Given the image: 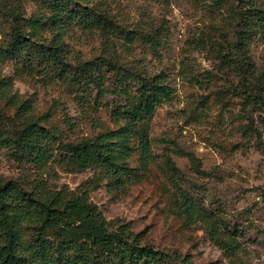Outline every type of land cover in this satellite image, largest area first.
<instances>
[{
	"label": "rangeland",
	"instance_id": "1",
	"mask_svg": "<svg viewBox=\"0 0 264 264\" xmlns=\"http://www.w3.org/2000/svg\"><path fill=\"white\" fill-rule=\"evenodd\" d=\"M253 1L264 7V0ZM247 3L67 2L73 19L61 36L63 61L79 73V64L95 60L102 74L61 81L42 69L19 72L9 57L0 61V79L11 81L0 99V120L36 121L52 147L37 166L0 145V184L15 182L18 200L27 197L19 191L37 201L58 191L85 192L107 221L129 224L141 244L168 256L167 264H264V107L244 94L243 55L233 46L246 30L236 12ZM31 16L47 17L40 0H0V47L13 38L15 19ZM41 38L53 45L56 37L45 31ZM243 51L245 85L258 93L264 34L252 35ZM143 79L171 92L148 120L145 147L140 126L114 111L126 102L123 89L136 96ZM103 134L114 164L130 171L119 186L100 168L78 170L64 157L66 144L96 148ZM8 201L14 208L37 204ZM22 224L28 241L36 221ZM4 244L0 238V256Z\"/></svg>",
	"mask_w": 264,
	"mask_h": 264
},
{
	"label": "trees",
	"instance_id": "2",
	"mask_svg": "<svg viewBox=\"0 0 264 264\" xmlns=\"http://www.w3.org/2000/svg\"><path fill=\"white\" fill-rule=\"evenodd\" d=\"M47 17L31 16L24 22L15 19L12 36L5 47H0V61L5 57L17 60L18 71L45 70L46 76L61 81H69L79 77L94 75L99 77L102 64L95 60L84 62L76 67L79 73L71 69L63 61V42L61 36L71 28V12L66 3L71 0H40ZM243 3V0H238ZM245 10H237L239 21L246 30H241L234 47L242 51L238 59L239 71L243 76L244 94L251 97L254 103L264 107V76L256 86L258 93H249L246 87L247 78L244 66L247 64V54L243 51L245 42L252 35L264 34V7L255 4L253 0ZM19 18V17H18ZM98 21V20H95ZM106 20L103 24H106ZM27 25V29L23 26ZM45 31L53 32V45H47L41 38ZM58 40V42H57ZM241 49V50H240ZM245 63V65H244ZM249 67V66H248ZM72 74V78H69ZM11 81L0 79V99L7 94ZM121 89V88H120ZM125 104L114 110L116 115L127 119L130 125L140 127V143L147 145L148 120L153 116L156 107L171 96L167 86L152 80L143 79L137 89L136 96H131L127 89ZM128 93V94H127ZM20 106L17 110L20 113ZM24 110V109H23ZM25 111V110H24ZM118 118V117H117ZM47 132L36 121L25 118L18 126L4 124L0 120V145L9 149L19 159L29 160L41 166L52 156V147L47 141ZM109 134L98 137L96 148H91L85 142L66 144L64 157L67 162L82 170L88 167L100 168L109 174L113 183L120 185L122 173L130 171L114 164L111 150L103 141ZM194 163V158L189 155ZM15 182L9 180L0 184V238L5 242L6 254L0 256V264H167L168 256L147 244H141L140 237L130 229L129 224H113L107 221L95 205L81 194L64 195L53 192L43 200L37 201L27 195L19 200L14 197ZM12 198V199H11ZM35 201L36 205L15 208L9 203ZM19 206V207H18ZM18 207V208H17ZM36 221L30 240H24V222ZM53 236L54 238H52Z\"/></svg>",
	"mask_w": 264,
	"mask_h": 264
}]
</instances>
